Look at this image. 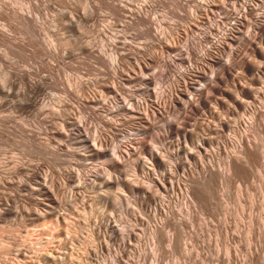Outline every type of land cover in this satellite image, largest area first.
<instances>
[{"label":"rangeland","instance_id":"1","mask_svg":"<svg viewBox=\"0 0 264 264\" xmlns=\"http://www.w3.org/2000/svg\"><path fill=\"white\" fill-rule=\"evenodd\" d=\"M4 1H5V3H4ZM4 1L2 0V2H1V0H0L1 5H2L0 7L2 9V10L0 9V12L2 11L1 12L2 14L5 13V10H7V11L10 10V13H13V11H14L13 9H15V11H17L16 13H18L19 10H20V12L22 10L21 13L29 14L30 16L29 15H27V16H29V18H31V19L32 18L35 19L34 15H36L37 17L35 20H33V22H31L32 21L31 19H30V21H28V23L30 22V25H29L30 27H31L32 23L34 24L32 26L33 29H30L29 26H27L28 28L25 25L23 26V24L27 25L28 23L20 20V18H18V20L16 18V20L18 21V24H19L18 25L17 21L13 20V18H15L16 16L13 17L12 14L11 15L7 14L8 13L7 11L5 13L6 15L5 14L2 15L0 13V15L3 16L2 18L5 19V17H6V20H7V21L3 20L0 17V38L2 39V41L4 39L3 44H5V46H6L5 47L1 43V40H0V44L3 45V46L0 45V75H1L0 79L2 78L0 80V95H2V96H0V188H1L0 189V264H21V263L22 264H100V263L104 262L103 259H108L110 257V255H109L110 253H109V251L101 250L100 245H99L100 239H99L96 231H94V228L96 226H98V224H96V223H99V225H100L105 219H112L121 228V230L123 229L122 231L125 230L124 232H126L127 229L129 231H132V232L135 230L134 231L135 233L133 232V236L128 237V243L127 244L122 245L121 242H118L119 247L121 246L118 249V251H120L121 249H125L124 247H126L125 250L127 251L124 258L121 259V264H128V263L129 264H131V263L136 264L137 261H138L137 264H140V263L142 264V262H143V264H145L144 263L145 261H147L146 264H186L188 262H190L191 264H196V262H198V261H199V264H203V263L206 264L207 263L206 261H208L207 264H211V263L212 264H215V263H217V264H228L226 261H225V263L224 262H222V263L217 262L218 258L222 257L221 259L225 260L224 258L227 257V255H228L227 248H226L227 246L231 247L233 250V252L231 253L233 264H237V263L238 264H244V263L246 264V262H247V264H250L252 260H253L252 261L253 264H256V263L257 264H261V263L264 264L263 263L264 262V257H263L264 252L262 251V250H264V239H263L264 238V236H263L264 235V233H263L264 232L263 231L264 230V160H263L264 159L263 158V156H264V137L263 136H264V134L260 133V132H262V131H260V130H262L260 128H264V121L263 120L261 121V119L262 118L264 119V117L260 118L254 124H251V125H247L246 123L238 124L237 121H239L243 118V112H242L243 110L238 109V107L234 104V102L231 98L225 97V96H223V98H222L221 94L212 93L211 94L212 98L210 100L211 106L213 107L215 105V107H213V108L215 110H218V113L220 112L219 113L220 117L225 118V119L227 117L228 123L230 122L229 123V125H230L229 129H224V128H221L220 126H218L221 129V132L223 133L222 138H219L218 140L224 141V140H226V138H229V135L230 136L234 135V130L238 129L240 131L243 128L240 132H242L246 135H249L248 137L252 141H255L256 144L257 143L260 144V147L258 146L259 147L258 152H259V154L262 152V154H261L262 156L260 155V158L262 157L261 159L263 161L260 158L256 161L255 168H253V171L256 173L255 176H254V172L252 171L253 173L251 172V174L248 173L246 176H243V178H244L243 179L242 177H238L237 175H234L232 173L227 174L228 169L226 166L227 159L225 162V158H226L225 153H223V152L216 153L213 155L212 158L206 159L205 162L213 161L214 163H217L215 165L216 168L219 167V168H222L223 170H225L224 168H226L225 171H223L219 168L217 170L219 172L223 171L222 172L223 174L220 172L222 174V177L225 175H230L231 177H228V176L224 177L225 179L228 180L227 182L225 181L226 183L224 182L225 179H223V182H222V180H221L222 177L216 178L213 181L214 184H212L214 186H212V190H210V192L211 191L214 192V193L211 192L212 195L214 194L213 199L211 200L212 195H210V192H208L206 199L202 202L198 201V203H197V200L194 199V197L191 196V194L189 195L187 193V190H189V187L187 185L188 181H186V179L188 177L190 178L191 176H194V175L200 176L199 173H200V169H201L200 167L201 166L197 167V163L195 162V160H189L190 161V162H188L189 173L187 172V174L183 176L182 179H185V180L181 181L182 185L179 186V190H178L180 192L179 201L175 205L173 204V207L175 208V211H176V214L175 213L174 214L177 216H175L174 214L171 215V213H170V217L169 216L166 217L167 215H169V213L158 214V216H156L155 218H150L152 220V221L150 220V222L148 221L149 218L147 216H145L146 215L144 213L145 210L141 207V205L138 202V200L141 199L144 195V193L141 190L140 191H130V190H122L121 188H117V190H116L115 189L116 187H115V188H103L106 190L105 191V190H99L98 188H96V185H98L96 183H98V182L92 181L93 178L91 175L95 171H101V170L104 171V169L107 167V164L110 163V160H109L110 157H103V158L96 157V156L92 155L91 152H89L86 148L81 146V143L78 142L80 139V136L89 131V130L87 131V129L89 127L88 125H90L89 128H93V130L90 129L92 131V134H95L100 138H103V137L104 138H106V137L111 138L112 143H114L115 146H117V145L123 146L122 148L125 151L128 148V142L130 140L131 135H134L136 137L135 139L131 140L130 145L132 147H135V146H136V148L141 147L142 144H144L143 142L145 141L148 145H154L155 144L156 147L158 146V147H164L165 148L166 147L165 145L168 141L178 138V134H177V131L175 129L176 126L181 125V124H178V122H176V119H178V117H180V121H184L186 119V117H190L191 119L198 117V118H203L204 120L206 118V121H205L206 123L210 122V123H212V125H215V124L218 125L219 124L218 121L214 120L210 116V114L206 113L205 110H203V109H201L200 111L190 109L188 111L189 112L188 113V112H185V111L177 108L176 109L177 111L176 110L171 111V113L169 114V117H168L169 120H171V121L174 120L177 123V124L174 123V126H175L174 128L166 127L165 124L163 123L164 121L160 122L158 119H154L153 121L156 124L155 127L147 129V128L136 126V125L132 124L133 120L128 116V113H126V111L124 109H121V108H120L121 110L117 109L116 104H121L122 101L129 100L131 97H134L137 100H143V101H145L143 108L147 107L150 109V111H145V109H143L140 112H142V113L150 112V115L153 117L154 116L153 111L155 112L157 109L159 110L162 106L165 105V104L160 105L159 99H161L164 103L166 102V100H169V95H168L169 94V92H168L169 88H168V86L170 84H172L173 88L176 90V88L179 87L183 83V81H185V78L180 73L185 71V69L190 65V62H189L190 61V52H191L192 57H193V65L194 66H196V67H198V66L208 67L209 62H208V60L205 61L201 57L202 52L205 51L207 48H209L215 40H218V39L221 40L225 31H231V27L236 22L237 14H239L245 8L246 2L250 1V3H252V4L254 2L255 3L258 2L257 3L258 8L263 10L264 0H254V1L253 0H216V2L214 3L215 6L213 8H209V14L208 13H205L203 15L200 14V16L202 18L199 17L198 19L196 18V20L189 17L192 8H194L195 5L197 4V3H195L196 2L195 0H188V1L183 0L184 4H181V5L179 3L182 0H119L120 4H118V1H114V3L116 2L115 4H118L120 7L122 6V9H120L121 13H120V10H117V8H115V9H114V7L111 8L108 4L106 5L103 1L100 2V0L99 1L98 0H83V1H81V0H50L49 1L48 0V2H50V3L46 2V0H44V1L43 0H4ZM9 1H10V3H9ZM92 1H93V3H92ZM143 1H144V3H143ZM189 1H192V2L190 3ZM94 2H96L97 5H95ZM102 2L106 6L103 7ZM2 3L4 5L7 3L6 6H8V5L9 6L6 8V6H4ZM34 3H35V7L38 6V8L36 7V9L40 10L41 12H39V13H38V11L36 12V10L34 9L35 8ZM84 3H85V5H84ZM90 3H92V4H90ZM36 4H38V5H36ZM47 4H48V6H47ZM143 4H145V5H143ZM185 4H186V7L185 8L183 7L184 9L181 8L182 5L185 6ZM10 5H12V7H14L12 10H11L12 7ZM88 5L89 6L92 5L91 10L88 8ZM93 5H94V7H93ZM136 5L138 7H136ZM97 6L101 7V8L99 9ZM107 6H108V8H106ZM131 6L134 8L133 10H132ZM4 7H5V9H4ZM31 7H34L33 10ZM49 7H51V8H49ZM95 7H96V9H95ZM135 7H136V9H135ZM140 7H142V9H141L143 11L142 13L145 17L147 16L146 17L147 19H149V15L151 13L150 19L148 20L147 23L146 22H144V23L139 22V24H138L137 21H139V20L136 19V17L134 16V13ZM8 8H10V9L8 10ZM109 8L115 10V12L116 11L119 12V15H118V13L115 14V12L113 10L111 11ZM3 9H4V11H3ZM125 9L126 10L130 9L132 12H130L128 10H127L128 11L127 12ZM34 10H35V12H33ZM72 10L75 12L80 11L77 13H78V15H80V14H82V15L77 16V13L73 12ZM148 10H149V12H148ZM122 11H126V13L124 12V15H123ZM188 11H189V14L187 13ZM249 11L250 12H249V15L247 16L246 20L247 21L250 20L249 21L250 24L244 26V24L241 25V23L240 24L237 23L236 28H234L232 30V31H241V33H239V34L235 33L237 36V39L235 40V42H233L232 47H235L236 45L238 46L240 44L241 38L244 35L248 34L247 31H255V29H254L255 28L254 24H256L255 17H256V14L260 12V10L252 9ZM65 12H66V14L68 13V15H66ZM16 13H13V14L16 15ZM96 14H97L98 18L95 16ZM63 15H64V17H63ZM128 15L130 17H128ZM8 16L9 17L11 16V18H12L11 21H15V22H13L14 26L11 24L12 22H10V19ZM90 16L91 17L93 16V17L91 18ZM77 17H78V19H77ZM154 18L156 19L157 23H156ZM77 20H79V21H77ZM135 20L137 23L134 22ZM262 20H264V19H262ZM19 21H21L22 24ZM35 21L38 22L40 25H37L38 23H36ZM84 21H85V23H84ZM153 21H154V23L152 24ZM34 22L36 23V26H35ZM77 22H79V23H77ZM69 23H72V24L70 25ZM129 23H131V24H129ZM140 23L142 24V26H140L141 25ZM144 24H146L147 26H145ZM159 24H161V25H159ZM34 26H35V29H34ZM40 26L44 27L45 29L44 28L41 29ZM78 28H80V29H78ZM105 28H107V29H105ZM171 29L173 31H175L174 35H172L171 33H168V35H171V37L169 36L170 39L175 38V36L177 37V42H178L177 47H176V50H174L173 52L166 53V54H164V56H162L161 44L158 43V40L156 39L155 36L157 35V32L167 31V30L172 31ZM35 30H36V32H34ZM158 30H160V31H158ZM1 31H2V33H1ZM4 31L9 32L8 34L10 35L12 40L10 39V37L9 38L7 37L8 39L5 38L6 37L5 34L7 36H9V35L7 33H5ZM142 31H144V32H142ZM145 31H148V34H146L147 32H145ZM242 31L244 33H242ZM37 32L39 35L36 34ZM154 32H156V33H154ZM41 34L43 36H41ZM1 35L5 36V37H1ZM147 36H149V37H147ZM238 37H240V39ZM13 38L16 39L17 41L13 40ZM153 38H155V39H153ZM5 39L7 41L10 39L9 42L7 43L8 45L10 42H12V43L14 42V45L17 46V44L20 41H21V43H20L21 45L18 44L17 47H15V46L13 47L12 46L13 44L10 43L11 45H9V46L14 48V49H12L8 45H6V43H4V42H7ZM118 39H119V41H118ZM152 40L154 42H155V40H157V41L154 43ZM255 40L256 39H254V38L251 39L252 42H257V40L256 41ZM77 41H78V43H77ZM150 41H152L151 43H153V47H152V44H151V46L149 45L148 47L144 46V45H148V43L150 44ZM16 42H18V43H16ZM110 42H112V43H110ZM145 42L146 43L148 42V43L146 44ZM22 43H24V44H22ZM113 43L115 45H113ZM124 43H126V45ZM156 43H158V45ZM188 43H189L190 48H191L190 52L186 48V45ZM245 43L241 47L243 49L242 54H241L242 56H239V59L234 61L235 63L232 62L230 64L232 73H234L233 71L242 72L240 60L244 57H248L250 59L256 58L255 60H256L258 65H260V66L264 65V63H263L264 59L262 57H256L253 55L252 50H251L252 45L249 42H245ZM48 44H49V46H48ZM109 44L110 45L112 44L113 46L111 45V47H110ZM50 45H52V46H50ZM120 45H121V48L119 47ZM122 45H123V47H126V48H123ZM45 46L49 47V49L47 48V50H44V48H46ZM8 47H9V49H12L13 51L16 49L17 50V51L15 50L16 53L13 52L12 50H9ZM118 47L120 50L115 49ZM243 47H245V48H243ZM138 48H140V49H138ZM49 50H51L50 53L48 52ZM95 50L98 52L97 54H95L96 53ZM138 50H140V51H138ZM244 50H245V53L247 52V54L244 53ZM52 51L54 53L53 55L51 53ZM56 51H57V54H56ZM91 51H93V52H91ZM114 51L117 52L116 54L120 55V56L121 55H128L131 52L137 51L136 54L139 53L138 57L140 56L142 58L140 60L145 61V59H146V61L148 60V62H151L155 55H157L156 57L159 56V60H158L159 63H157V62L152 63L150 65L151 69H149V71L145 73L146 76L144 75V77L154 76L152 81L149 83V82H144L142 79H134L132 82H127L124 79L125 77L122 74H126L128 72V69L131 68L130 63L128 62L129 60H127L128 56L127 57H121L119 59L120 60L119 64L121 65V67H123V69L120 68V73L117 75H114L111 68H109L110 67L109 61H112L110 54H112V52H114ZM129 51H131V52H129ZM221 51H222L221 47H219L218 49L213 48L212 53L213 54L214 53L219 54ZM46 52H48L52 56L48 55V53H46ZM58 53H59V55H58ZM121 53H124V54H121ZM92 54H95V57ZM98 54L101 56L103 62H104V60H105V62H107V63L102 62L105 65L107 64L106 66L105 65L103 66V64H101V61H99V57H98L99 55ZM227 54L228 53L223 54L222 52L219 54V57H221L223 59V62L224 61L228 62ZM223 55L227 56V58ZM130 56L134 57L133 55H130ZM76 57H77V59H76ZM173 57H175V58H173ZM209 57H211V59H212V56H209ZM101 58H100V60H101ZM125 58H126V60H125ZM150 58H152V59H150ZM166 59H167V61H166ZM260 60H261V62H259ZM124 61H126L127 64ZM122 62L126 65H124ZM261 63H263V64H261ZM132 64L134 65L135 62ZM41 65H45L47 69L45 68V66H43L44 69H46V70H44ZM128 65H129V67H128ZM165 65H167V66H165ZM107 66H108V68H107ZM49 67L50 68L53 67L51 69L55 68L53 70L54 72ZM124 67H125V69H124ZM238 68H239V70H238ZM108 69H110L111 71L109 70L110 71L109 72ZM24 70H26V71H24ZM30 70H32V71H30ZM49 70H51L52 72ZM15 71H17L19 75H17V72L15 73ZM29 71H30V74L28 73ZM6 72L10 73L9 74L10 76L8 75V77H7L8 82L4 81ZM20 72H21L23 78L20 76L21 75ZM22 72H24V73H22ZM44 72H45V74H44ZM50 73H51V75H49ZM52 73L54 74L53 75L54 77L52 76ZM109 73H113V75L109 74ZM11 74H14V75L12 76ZM38 74H40V75H38ZM256 74H257L256 69L251 71V72H247L243 78H240L241 81L239 80V83L244 82V84L246 83L250 87H253V88H257L258 86L261 87V85H263V84L255 85V84L251 83L252 80L256 77ZM195 75H196L195 73L190 74L189 78L193 79V80H198V77H196ZM207 75L211 76L208 73H207ZM31 76H33V77H31ZM111 76L115 77V78H111ZM41 77L43 79H41ZM58 77H59L60 81L64 82L65 85H63V83H61L59 81ZM122 77H124V78H122ZM261 77H262V79H264V69L262 70ZM34 78L37 80H33ZM39 78H40V80H43L42 82L44 85L42 84V82L40 83L42 85H40L38 83L40 81ZM55 78H56V80L58 79L57 82H54V81H56ZM72 78H74V79L72 80ZM16 81H17V83H16ZM31 81H32V83H31ZM45 81H46V83H45ZM58 82L61 83V85H62L61 88H63V89L60 88V85H59L60 83L58 84ZM73 82H74V84H73ZM77 82H78V84H77ZM7 83H9L10 88L7 87L8 86ZM30 83L32 85H30ZM80 83H83V86H80L79 85ZM38 84H39V86H37ZM56 84L59 86L58 88H56V86H55ZM116 84H117V86H119L120 89H118L116 93H110L108 88L110 86H113ZM231 84H232V80L229 79L226 83V85H228V86H226V85H222V86L232 88ZM2 85H4V86H2ZM11 86H14V87H11ZM42 86H44V87H42ZM18 87H20V88H18ZM33 87H36L37 90L34 89ZM64 87H65V89H64ZM78 87H79V89H78ZM8 88L10 89V91L8 90ZM67 88H72V89H69L70 90V92H69L68 90H66ZM81 88H82V90H81ZM16 89H18V93H17ZM59 89H61V90H59ZM25 90H27L29 93ZM63 90L66 91V95H65V92ZM71 92L73 93L74 96L72 95ZM74 92L77 93L79 98H78V96L77 97L75 96ZM40 93H41V96H40ZM70 93H71V95H70ZM68 94L70 97L68 96ZM151 94H153V95H151ZM235 95H237V94H235ZM30 96H31V99H30ZM36 96H37V98H40V100L37 99ZM67 96L71 100L66 99V98H68ZM72 97H74V98L72 99ZM219 97L222 100L224 98H226L223 105H218L216 99H218ZM60 99H62V100L66 99L65 100L66 103L68 102L71 104V105L68 103L66 104L65 108L67 110L66 109L65 110L60 109L57 107L59 105V102L61 101ZM45 100L47 101V103ZM91 100H93V101H91ZM94 100H95V102H94ZM155 101H156V103H155ZM212 101H213V103H212ZM23 102H25V103H23ZM262 102H264V99L258 101V103L257 102L253 103V106L257 109L258 108L261 109L264 112V103H262ZM230 103H233L234 106H233V104L230 105ZM216 104H217V107H216ZM255 104L256 105L258 104V105L256 106ZM41 105H43V106L41 107ZM258 106H260L261 108ZM234 107H236V108H234ZM227 111L229 114L231 111H236L235 112L236 114L229 115L227 113ZM68 112H69V114H68ZM62 113H63L64 117H65V115L66 116L68 115V117L64 118ZM228 115L231 117V119ZM69 116H70V118H69ZM233 117H234V119H233ZM198 118H195V119H198ZM65 119L67 121H69V119H70L68 126H65L63 124V120H65ZM229 119H230V121H229ZM71 120L74 123H72ZM81 120L86 122V127H83V129L81 131L74 130L73 128H75L80 123ZM103 120L106 121L108 123V125H104V123L102 122ZM156 120L158 122H156ZM216 121H217V123H215ZM261 122H262V124H261ZM258 123H259V126L261 125L260 128L258 127ZM110 124H112V125H110ZM163 124H164V126H163ZM182 126L183 125H181V127ZM184 127L190 129V127H188V126H184ZM232 127H234V129ZM252 127H254V129ZM24 128H25V130H24ZM165 128H167V129H165ZM257 128H258V131L255 132L257 130ZM20 130L23 132H21ZM26 130L29 132L27 133ZM33 130H34V132H33ZM84 130H86V131H84ZM244 130H245V132H244ZM248 130L250 132H248ZM19 131H20V133H19ZM24 131H26L27 135H29V134L34 135V133H35L34 136H36V134H37L36 139L38 141L33 140L32 138L29 139L30 135L26 136ZM162 131L164 132V134ZM197 132H198V135H202L203 133H204L203 135H205V136L209 135V131L207 130L206 126L203 127L201 130H198ZM69 133H72V135ZM68 134H69V136H68ZM23 135H25L26 137ZM27 138L29 140H27ZM196 140H197V138H196ZM28 141L30 143L31 142L34 143V141H36L37 143L39 142L38 144L35 142L36 143L35 146L36 145L41 146L42 144H45L46 146L48 145L47 146L48 148H45V145H43L41 147H35L34 148V144H32V143L30 144ZM41 142H42V144L40 145ZM162 142L165 143V144H163L164 146L162 145ZM187 144H188V147L190 149L193 147L192 141H189ZM31 145H33V146H31ZM39 148H42V149H39ZM50 148H52V149H50ZM55 148L57 149L58 152L56 151ZM59 148H60V150H59ZM45 149H47L48 151L50 149V151H49L50 154L49 153L46 154L47 150L45 151V153L41 152ZM53 149H55L58 156L57 155L55 156V153L53 154V152H52V151H54ZM112 149H113V147H112ZM226 149L228 151L233 149V145L228 144V147ZM113 153H114V151H113ZM220 158H221V160H220ZM200 159L201 158H198L199 161H200ZM108 161H109V163H108ZM222 161H223V163H222ZM147 162L148 163L150 162L152 164V162L150 160H147ZM127 163H128V165H125L124 170L129 171L128 172L129 173L128 178H132V176H131L132 164L130 162L126 161L125 164H127ZM224 163H226V164H224ZM260 163H261V165H260ZM168 164H170V161L168 162L165 160L163 165H160V166L156 165L155 166L153 163V165L149 164V166L153 167V169L155 168L154 171L157 170L158 174H162L164 172V168H166ZM189 166L192 168H190ZM193 166L195 167V169ZM129 168H130V170H129ZM196 169H197V171H196ZM35 172L38 173L37 174L38 178L35 177V175H34ZM225 172H226V174H225ZM77 173H78V175H77ZM139 173L137 174L138 179H140V181H141V179L143 180L140 182L141 185L143 184L142 185L143 188L148 187L147 182L145 183L146 180L144 179L143 172H139ZM46 174L48 175L49 179L53 180L55 183H58L57 189L55 191V195H56L58 200L54 196V198L57 200L55 210H57L56 208H58L57 211L65 212L66 215L68 216L58 226H56L53 223L44 221V220L30 223V222L26 221V219H25L26 216L24 215V211L29 212L31 210L30 208L34 207L31 199L39 198L37 192H35L36 191L35 188H37L38 182L41 181V178ZM73 175H77L78 177L76 176V178H73ZM86 176H87V178H86ZM89 176H91V177H89ZM196 176H194V177H196ZM80 177H82V178H80ZM83 177H85V178L83 179ZM232 177L233 178L237 177V178L231 179ZM72 178L74 181L72 180ZM248 178H250V179H248ZM244 180H246V181H244ZM183 182H185V183L187 182L186 185ZM228 182H230V183L232 182V183L230 184ZM224 183L227 186H225ZM222 185H224V187H222ZM180 187L182 188V190ZM74 190L76 192L80 191L79 192L80 198L76 201H72L71 195H70ZM111 191L113 194L111 193ZM219 191L222 195L219 193ZM33 192H35V193H33ZM118 192L120 194L122 193V195L126 196V198L128 197L127 200L124 202H121L120 200L116 199L115 194ZM184 192H186V193H184ZM35 194L37 195V197ZM219 194L222 196V197L220 196L222 199H220ZM60 195H62V198L60 197ZM161 195H163V197ZM215 195H216V198L214 199ZM164 197L166 198V200ZM63 198H65L66 202L63 201L64 200ZM59 199H61V200H59ZM167 199H169V197H166V195H164V194L158 193L156 202H158L159 205L162 202L161 206H167L168 207L169 203H168ZM192 199H194V200H192ZM218 199L222 200L223 203L221 201H218ZM180 200H182V201H180ZM187 200L188 201L190 200L189 201L190 204ZM213 200H215L214 203H212ZM8 201H9V204H7ZM183 201H185L186 204ZM194 201H195V203H197V204H195L196 207L194 206ZM217 201L219 203L218 206H217ZM64 202H65V204H64ZM191 202H193V203H191ZM136 203H138V204H136ZM181 204H182V206H181ZM220 204H222V205L219 206ZM190 205H191V207L193 205L195 207V209H194V207H192L193 209L191 207H188ZM214 205H216L217 208H216V206L214 207ZM180 206H181V208L183 206H185V207H183L184 209L183 208L181 209ZM61 207H63V208H61ZM173 207L171 205V208H168V210L172 209ZM186 207H187V209H185ZM200 207H202V210ZM6 208H8V209H6ZM26 208H28V209H26ZM178 208L181 209L180 213L178 211L179 210ZM222 208H223V210H222ZM165 209H166V211H168L167 208H165ZM204 209H206V210H204ZM183 210H185V211H183ZM186 211H187L186 214L189 213L188 214L189 216L185 215ZM191 211H193V212L195 211L194 217H196V214H197L198 218L197 217L193 218V216H192L193 212L191 213ZM196 211H197V213H196ZM181 214L183 216L185 215L184 218L179 216ZM98 215H99V217H98ZM160 215L161 216L164 215V216L159 217ZM193 215H194V213H193ZM172 216H174L173 218H175V219H172ZM186 216H188V218ZM190 216H192L190 218V221L192 220L191 222L189 221ZM251 216H253V217H251ZM177 217L183 218V220L185 219L184 221L187 222V226H180L182 228V230H183V227H186L184 229V231H182L179 227L178 228L180 231H178V229H176L174 226L166 224V222L169 219L171 221H178L179 218H177ZM96 218H98L99 221ZM144 218H146L147 220ZM163 218H164V221L162 220ZM165 218H167V219H165ZM192 218L195 220L193 221ZM258 219L260 220V222L258 221ZM154 221H156V222H154ZM251 221L253 222L252 225H251ZM46 222L48 224H45ZM142 222L143 223L144 222L145 223H148V222L153 223L154 222V223H159V224L161 223V225L163 222V224H166L163 228V230H164L163 235L165 234V236H168L166 234L170 235V234L174 233L176 236L179 237L178 239H181V240H179V241H181V243L185 241L186 242V243L184 242L185 245L191 244L188 249L190 251H192L191 252L192 254L189 255L185 251L187 246H185L184 243L182 244L183 246L180 244L183 247V249L180 250L179 253L182 255L179 254V257L182 256L184 258L187 255V257H185L186 260L185 259L182 260L181 259L182 257L181 258L178 257V251H173V250L169 249L170 247L168 246L169 244L167 242H165L161 245H158L157 242L152 237H150L151 235H149L150 234L149 231L144 230L145 226L142 224ZM137 223L139 225L138 227L136 225ZM189 223L191 225H188ZM193 223L195 226L193 225ZM134 224L136 226L133 227L132 225H134ZM192 225L195 227L194 228L195 231H194ZM255 225H257L258 227H256ZM126 226H128L127 229H125ZM218 227H220V228H218ZM226 227H228V229ZM136 228H138V229H136ZM230 228H233V229H230ZM166 229H168V230L166 231ZM189 229L192 230V234H191V231ZM221 230H223L224 232ZM232 230H233L234 234L231 232ZM260 230H261V232H260ZM165 231H166V233H165ZM193 231H194V233H193ZM235 231H237V232H235ZM251 231L252 232L255 231V232L252 233ZM182 232H185L184 233L185 236L186 237L188 236V237L182 238V236L184 237V234ZM221 232H223V233L221 234ZM145 233H147V234H145ZM226 233H227V237L224 236V235H226ZM255 233L257 235H255ZM180 234L181 235L183 234V235L181 236ZM193 234H194V236H193ZM195 234H196V236H195ZM191 235H192V237H191ZM232 235H233V237H232ZM251 235H253V236H251ZM143 236H145V239ZM249 236H251V237H249ZM257 236H258V238L260 237V239L256 238ZM229 237H231V238L229 239ZM129 238H131V240ZM190 238H191V240H189ZM197 238L201 239V240H197ZM136 239H138V240L136 241ZM182 239L184 241H182ZM185 239L186 240L188 239L189 241H186ZM194 239H195V241H194ZM239 239H240L241 243L239 242ZM256 239L258 241H256ZM252 240H254V241H252ZM130 241H131V243H130ZM153 241H155L156 245H154ZM198 241H199V243H198ZM200 241H202V242L200 243ZM236 241H237V243H236ZM193 242H195V243H193ZM242 242L246 243L247 245H245ZM140 243L142 244V246ZM248 243H249V247H248ZM131 244H134L135 246L131 245ZM136 244H139V246ZM144 244L145 245L147 244V245L145 246ZM253 244H257V245H253ZM260 244H263V245L260 246ZM162 245H164L163 247H166L165 245H167L168 249H166V251H165V248H161ZM200 245H202V246L200 247ZM224 245H226V246H224ZM237 245H239V246H237ZM233 246L234 247L237 246V247L234 249ZM95 247L97 248V250H95L96 249ZM192 247H195V248L192 249ZM261 247H262V249H261ZM146 248L148 249V251L150 253L147 251ZM140 249H141V252L138 251ZM145 249H146V251H145ZM162 249H164V251L167 254H165ZM240 249H241V251H240ZM94 250H95V252H94ZM157 250L159 251V254L157 253L158 252ZM160 250H162V251H160ZM182 250H183V253H182ZM193 250H195V251H193ZM213 250H215V252H213ZM249 250H250V252H249L250 254L252 252H253L252 253L253 255L256 253L255 257H253V255H250L247 252ZM22 251H23V253H22ZM260 251H262V252H260ZM20 252L22 253V255H19ZM137 252H138V254H137ZM145 252H147L146 254H147V257H149L148 259L146 258ZM161 252H162V254H161ZM102 253H103V255H102ZM142 253H143V255H142ZM153 253L155 256L153 255ZM200 253H206L205 255L207 257H205L203 254H200ZM214 253H216V254L214 255ZM236 253H237V255L239 254L238 255L239 257L236 255ZM140 254L142 255V257ZM107 255H108V257H107ZM130 255H131V257H129ZM188 255H189V257H188ZM192 255H194L195 258ZM199 255H201V256H199ZM217 255H219V256H217ZM150 256H154L153 257L154 259ZM156 256H158V257H156ZM49 257H51V260H49ZM143 257H145L144 258L145 260L142 259ZM159 257H161L160 261H158L160 259ZM196 257H198L199 260ZM201 257L204 260L203 259L200 260ZM233 257H234V259H233ZM247 257H250V258H247ZM187 258L190 261L187 260ZM193 258L196 259L197 261L194 260ZM205 258H206V260H205ZM207 258H208V260H207ZM216 258H217V260H216ZM261 258H263V259H261ZM212 259L213 260L215 259L214 262L212 261ZM240 259H241V262H240ZM124 260H126V261H124ZM180 260H181V262H180ZM192 261H193V263H192ZM209 261H212V262H209ZM261 261H263V262H261ZM157 262H160V263H157ZM200 262H203V263H200ZM190 263H188V264H190Z\"/></svg>","mask_w":264,"mask_h":264},{"label":"bare ground","instance_id":"2","mask_svg":"<svg viewBox=\"0 0 264 264\" xmlns=\"http://www.w3.org/2000/svg\"><path fill=\"white\" fill-rule=\"evenodd\" d=\"M4 1V0H3ZM44 1V0H43ZM50 1V0H49ZM81 1H83V0H81ZM99 1V0H98ZM101 1H103L106 5L108 4L111 8L112 7H114V9L115 8H117V10H120V9H122V6L120 7L118 4H120L119 3V0H100V2ZM114 1H118V4H115L114 3ZM185 1V0H184ZM188 1V0H187ZM186 1V2H187ZM196 2L195 3H197L196 5H195V7L194 8H192V10H191V12H190V16L189 17H191L192 19H194V20H196V18L198 19L199 17H201L200 16V14L201 15H203V14H205V13H208L209 14V8H213L215 5H214V3L216 2V0H195ZM254 1V0H253ZM1 2H2V0H1ZM1 2H0V7L2 6L1 5ZM7 2V1H6ZM46 2H48V0H46ZM52 2V1H51ZM54 2V1H53ZM102 2V3H103ZM123 2V1H122ZM190 3L192 2V1H189ZM4 3H5V1H4ZM9 3H10V1H9ZM8 3V4H9ZM13 3V2H12ZM11 3V4H12ZM31 3V2H30ZM48 3H50V2H48ZM92 3H93V1H92ZM92 3H90V4H92ZM104 3H103V7L104 6H106V5H104ZM127 3V2H126ZM125 3V4H126ZM129 3V2H128ZM143 3H144V1H143ZM218 3V2H217ZM258 3V2H257ZM257 3H250V1H248V2H246L245 3V8L239 13V14H237V16H236V22H235V24L231 27V31H225V33H224V35H223V37H222V39L220 40V39H218V40H215L212 44H211V46L209 47V48H207L205 51H203L202 52V58L206 61V60H208V62H209V65H208V67H201V66H198V67H196V66H194L193 65V57H192V54H191V48H190V45H189V43L186 45V48H187V50L190 52V65L185 69V71H183L182 73H180L184 78H185V81H183V83L179 86V87H177L176 88V90L173 88V85L172 84H170L169 86H168V88H169V90H168V92H169V100H166V102L164 103L161 99H159V103H160V105H162V104H165L164 106H162L159 110L157 109L155 112L153 111V114H154V116L152 117L151 115H150V112H148V113H142V112H140L141 110H143V109H145V111H150V109L149 108H147V107H145V108H143V106H144V104H145V101H143V100H137L136 98H134V97H131L129 100H124V101H122V103L121 104H116V108L117 109H124L125 111H126V113H128V116L133 120V123L132 124H134V125H136V126H140V127H144V128H154L155 127V123H154V119H158L160 122L162 121H164L163 123L165 124V126L166 127H169V128H174L175 126H174V123H176V122H178V124H181V125H183L182 127H181V125L180 126H176L175 127V129H176V131H177V134H178V138L177 139H174V140H170V141H168L167 143H166V147L164 148V147H156L155 146V144L154 145H148L145 141L143 142L144 144H142V146L141 147H137L136 148V146L135 147H132L130 144H131V140H133V139H135L136 137L134 136V135H131L130 136V140H129V142H128V148L126 149V151L122 148L123 146H120V145H117V146H115L114 145V143H112V140H111V138H100V137H98L97 135H95V134H92V131L91 130H93V128H89L90 127V125H88L89 127H88V129H87V131L88 132H86L85 134H83V135H81L80 136V139H79V143H81V146H83L84 148H86L89 152H91V154L92 155H94V156H96V157H101V158H103V157H110V163H109V161H108V163L109 164H107V167L104 169V171H95L94 173H92V178H93V180L92 181H95V182H98V183H96V184H98V185H96V188H98L99 190H105V189H103V188H115L116 190H117V188H121L122 190H130V191H142L143 193H144V195H143V197L141 198V199H139L138 200V202H139V204L141 205V207L145 210V216H147L149 219H148V221L150 222V218H155L156 216H158V214H167V213H169V215H167L166 217H170V213H171V215H173L174 213L176 214V211H175V208L173 207V204L175 205L176 203H178V201H179V194H180V192L178 191L179 190V186L180 185H182L181 184V181L183 180H185V179H182L183 178V176L184 175H186L187 174V172L189 173V168H188V162H190L189 160H195V162L197 163V167L199 166H201L200 168V176L198 175V176H196V175H194V176H196V177H194V176H191L190 178L188 177L187 179H186V181H188V187H189V190H187V193L190 195L191 194V196H193L194 197V199H196L197 200V203H198V201L199 202H202V201H204L205 199H206V196H207V193L208 192H210V190H212V186H214V185H212V184H214V180L216 179V178H218V177H222V172L223 171H225L226 170V168H224L225 170H223L222 168H219V169H221V170H223L221 173L219 172V171H217L218 170V168H216V164L217 163H214L213 161H207V162H205L206 161V159H208V158H212L213 157V155L214 154H216V153H221V152H223V153H225V155H226V158H225V162H226V159H227V164L226 163H224V164H226V166H227V169H228V172H227V174L228 173H232V174H234V175H237L238 177H242L243 178V176H246L248 173H250L251 174V172L253 171V168H255V163H256V161L260 158V155L262 154V150L260 151L261 153L259 154V152H258V148L260 147V144H256L255 143V141H252L248 136L249 135H246V134H244V133H242V132H240L238 129H236V130H234V135H232V136H230L229 135V138H226V140H224V141H222V140H218L219 138H222V135H223V133L221 132V129L218 127V126H220L221 128H224V129H229L230 128V125H229V123H228V121H227V117H226V119L225 118H222V117H220V112L218 113V110H215L213 107H215V105L212 107L211 106V102H210V100H211V98H212V93H217V94H221L222 95V98H223V96H225V97H229V98H231L232 100H233V102H234V104L238 107V109H240V110H243L242 112H243V118L241 119V120H239V121H237V123L238 124H242V123H246L247 125H251V124H254L257 120H259L260 118H262V117H264V112L261 110V109H257V108H255L254 106H253V103H255V102H257L258 103V101H260V100H262V99H264V79H262V77H261V74H262V70L264 69V65L263 66H260V65H258L257 64V62H256V58L255 59H250V58H248V57H244V58H242L241 60H240V63H241V69H242V72H238V71H233L234 73H232L231 72V63L232 62H234L235 60H238L239 59V56H242L241 54H242V51H243V49L241 48L242 47V45H244V43L245 42H249L251 45H252V53H253V55L254 56H256V57H262L263 59H264V20H262V19H264V8H263V10L262 9H259L258 8V4ZM263 3V2H262ZM261 3V4H262ZM3 4V3H2ZM45 4V3H44ZM94 4L95 5H97L96 4V2H94ZM180 5L181 4H184V2H183V0L179 3ZM4 5V4H3ZM7 5V3L4 5V6H6ZM36 5H38V4H36ZM52 5V4H51ZM71 5V4H70ZM80 5V4H79ZM84 5H85V3H84ZM122 5V4H121ZM128 5V4H127ZM143 5H145V4H143ZM9 6V5H8ZM8 6H6V8L8 7ZM11 7H12V5H10ZM15 6V5H14ZM25 6V5H24ZM45 6V5H44ZM47 6H48V4H47ZM75 6V5H74ZM99 6V5H98ZM97 6V7H98ZM101 6V5H100ZM124 6V5H123ZM130 6V5H129ZM23 7V6H22ZM34 7H35V3H34ZM34 7H31L32 8V10H33V8ZM37 8H38V6H36ZM36 7L34 8L35 10H36V12L38 11V13L39 12H41L40 10H38V9H36ZM93 7H94V5H93ZM102 7V6H101ZM101 7H98L99 9L101 8ZM126 7V6H125ZM132 7V6H131ZM136 7H138L137 5H136ZM136 7H135V9H136ZM185 8L186 7V4H185V6H183L182 5V7L181 8ZM14 7H12L11 8V10L13 9ZM26 8V7H25ZM29 8V7H28ZM49 8H51V7H49ZM70 8V7H69ZM88 8L91 10V8H92V5H88ZM106 8H108V6L106 7ZM124 8V7H123ZM127 8V7H126ZM183 8V9H184ZM1 9V8H0ZM4 9H5V7H4ZM4 9H3V11H4ZM10 8H8V10H9ZM21 9V8H20ZM81 9V8H80ZM83 9V8H82ZM95 9H96V7H95ZM110 9V8H109ZM134 8L132 7V10H133ZM138 9V8H137ZM142 9V7H140L135 13H134V16L136 17V19H138L139 21H137L138 22V24H139V22H141V23H144V22H148V20L150 19V15H151V13H150V15H149V19H147L144 15H143V11L141 10ZM155 9V8H154ZM252 9H255V10H260V12L259 13H257L256 14V17H255V21H256V24H254L255 25V31H247L248 32V34H246V35H244L242 38H241V41H240V44L236 47H232V44H233V42H235V40L237 39V36H236V34L235 33H237V34H239V33H241V31H232L234 28H236V26H237V23H241V25L242 24H244V26L245 25H249L250 24V20L249 21H247L246 19H247V16L249 15V10H252ZM2 10V9H1ZM14 11H15V9H13ZM28 10V9H27ZM35 10L33 11V12H35ZM111 11L113 10V9H110ZM126 10V9H125ZM128 11H130V12H132L130 9H127ZM126 10V11H127ZM6 11L7 10H5V13H6ZM13 11V13H16L17 11H15L14 12ZM30 11V10H29ZM73 11V10H72ZM82 11V10H81ZM95 11V10H94ZM114 12H115V10H113ZM126 11H122L123 13V15H124V12L126 13ZM127 11V12H128ZM147 11V10H146ZM145 11V12H146ZM2 12V11H1ZM0 12V13H1ZM8 13L7 14H9V15H11L12 14V16L14 17V16H16L15 18H13V20H15V21H17L18 20V18H20V20H22V21H24V22H26V23H28V21H30V19L31 18H29V14H25V13H21L22 12V10H21V12H20V10L18 11V13H16V15L15 14H13V13H10V10L9 11H7ZM12 12V11H11ZM24 12V11H23ZM69 12V11H68ZM73 12H75V11H73ZM77 12H80V11H76L75 13H77ZM87 12V11H86ZM129 12V13H130ZM144 12V13H145ZM148 12H149V10H148ZM5 13H3V14H5ZM49 13V12H48ZM82 13V12H81ZM97 13V12H96ZM116 13H118V15H119V12H115V14ZM120 13H121V10H120ZM188 14H189V11L187 12ZM2 14V13H1ZM2 14V15H3ZM35 14V13H34ZM65 14H66V12H65ZM64 14V15H65ZM70 14V13H69ZM80 14V13H79ZM2 15H0V17L2 18L3 16ZM6 15V14H5ZM27 15H29V16H27ZM64 15H63V17H64ZM66 15H68V13L66 14ZM74 15V14H73ZM82 14H80V15H78V13H77V16H81ZM121 15V14H120ZM122 15V16H123ZM147 15V14H146ZM153 15V14H152ZM35 17V19H36V15H34ZM97 18H98V16H97V14L95 15ZM127 16V15H126ZM132 16V15H131ZM9 17V16H8ZM59 17V16H58ZM57 17V18H58ZM88 17V16H87ZM91 17V16H90ZM89 17V18H90ZM93 17V16H92ZM91 17V18H92ZM128 17H130L129 15H128ZM158 17V16H157ZM16 18H17V20H16ZM61 18V17H60ZM83 18V17H82ZM88 18V19H89ZM96 18V19H97ZM202 18V17H201ZM3 19V18H2ZM9 19H10V22H12L11 24L14 26V24H13V22H15V21H11L12 20V18H11V16L9 17ZM35 19H31L32 21L31 22H33V20H35ZM39 19V18H38ZM37 19V20H38ZM73 19V18H72ZM77 19H78V17H77ZM80 19V18H79ZM155 19V18H154ZM250 19V18H249ZM3 20H6V17H5V19H3ZM100 20V19H99ZM7 21V20H6ZM68 21V20H67ZM71 21V20H70ZM77 21H79V20H77ZM83 21V20H82ZM93 21V20H92ZM95 21V20H94ZM131 21V20H130ZM155 21H156V19H155ZM9 22V21H8ZM21 24H22V22L21 21H19ZM23 22V23H24ZM36 22V21H35ZM34 22V23H35ZM69 22V21H68ZM72 22V21H71ZM89 22V21H88ZM99 22V21H98ZM134 22H136V20L134 21ZM136 22V23H137ZM160 22V21H159ZM158 22V23H159ZM36 23H38V22H36ZM36 23H35V26H36ZM77 23H79V22H77ZM84 23H85V21H84ZM96 23V22H95ZM140 23V24H141ZM154 23V21L152 22V24ZM156 23H157V21H156ZM155 23V24H156ZM162 23V22H161ZM17 24H18V21H17ZM70 25L72 24V23H69ZM129 24H131V23H129ZM135 24V23H134ZM19 25V24H18ZM29 26L30 25V22L26 25V24H23V26ZM34 24L32 23V25H31V27L29 26V28L30 29H33L32 28V26H33ZM37 25H40L39 23L37 24ZM77 25V24H76ZM137 25V24H136ZM145 26H147L146 24H144ZM159 25H161V24H159ZM35 26H34V29H35ZM82 26V25H81ZM131 26V25H130ZM140 26H142V24L140 25ZM17 27V26H16ZM80 27V26H79ZM160 27V26H159ZM164 27V26H163ZM247 27V26H246ZM24 28V27H23ZM28 28V27H27ZM37 28V27H36ZM40 28L42 29V28H44V27H41L40 26ZM158 28V27H157ZM165 28V27H164ZM170 28V27H169ZM174 28V27H173ZM45 29V28H44ZM43 29V30H44ZM50 29V28H49ZM78 29H80V28H78ZM105 29H107V28H105ZM146 29V28H145ZM160 29V28H159ZM8 30V29H7ZM37 30V29H36ZM36 30L34 31V32H36ZM152 30V29H151ZM154 30V29H153ZM172 30V29H171ZM42 31V30H41ZM80 31V30H79ZM158 31H160V30H158ZM5 33H9V32H6V31H4ZM40 32V31H39ZM108 32V31H107ZM142 32H144V31H142ZM141 32V33H142ZM145 32H147L146 34H148V31H145ZM151 32V31H150ZM174 32L175 31H160V32H157V35L155 36L156 37V39L158 40V43H160L161 44V48H162V56H164V54H166V53H171V52H173L174 50H176V47H177V37L175 36V38H173V39H170V37H171V35H168V33H171L172 35H174ZM1 33H2V31H1ZM154 33H156V32H154ZM234 33V34H233ZM242 33H244L243 31H242ZM246 33V32H245ZM36 34H38V32L36 33ZM9 35V34H8ZM39 35V34H38ZM45 35V34H44ZM153 35V34H152ZM151 35V36H152ZM6 36V37H5ZM5 36H2L1 35V37H5L6 39H8L9 37H10V35L9 36H7L6 34H5ZM41 36H43L42 34H41ZM153 36V37H154ZM170 36V37H169ZM239 36V35H238ZM8 37V38H7ZM14 37V36H13ZM35 37V36H34ZM147 37H149V36H147ZM39 38V37H38ZM75 38V37H74ZM105 38V37H104ZM239 39H240V37H238ZM252 38H254V39H256L257 40V42H252L251 41V39ZM5 39V40H6ZM10 39L12 40V38L10 37ZM9 39V40H10ZM153 39H155V38H153ZM0 40H1V43L3 44V41H4V39H3V41H2V39L0 38ZM9 40L7 41V42H4V43H6V45H8L7 43L9 42ZM13 40H16V39H14L13 38ZM78 40V39H77ZM117 40V39H116ZM157 40H155V42L157 41ZM255 40V41H256ZM17 41V40H16ZM48 41V40H47ZM118 41H119V39H118ZM153 41V40H152ZM152 41H150V44L148 43V45H144V46H151V44H152V47H153V43H151ZM113 42V41H112ZM112 42H110V43H112ZM154 42V41H153ZM154 42V43H155ZM11 44H13L12 46L14 47L15 45H14V42L12 43V42H10ZM9 43V45H11ZM16 43H18V42H16ZM21 43V41L18 43L19 45H21L20 44ZM48 43V42H47ZM77 43H78V41H77ZM116 43V42H115ZM146 43V42H145ZM146 43V44H147ZM158 43H156L157 45H158ZM2 44H0V45H2ZM18 44H17V46H18ZM22 44H24V43H22ZM125 45H126V43H124ZM129 44V43H128ZM127 44V45H128ZM246 44V43H245ZM4 46H5V44H3ZM2 45V46H3ZM8 45V46H9ZM53 45V44H52ZM52 45H50V46H52ZM87 45V44H86ZM90 45V44H89ZM110 45V44H109ZM112 45V44H111ZM111 45H110V47H111ZM113 45H115L114 43H113ZM112 45V46H113ZM130 45V44H129ZM17 46H15V47H17ZM23 46V45H22ZM21 46V47H22ZM25 46V45H24ZM48 46H49V44H48ZM54 46V45H53ZM108 46V45H107ZM118 46V45H117ZM116 46V47H117ZM132 46V45H131ZM250 46V45H249ZM248 46V47H249ZM6 47V46H5ZM10 48H12V49H14L13 47H11V46H9ZM9 47H8V49H9ZM46 47V46H45ZM89 47V46H88ZM120 48H121V45L119 46ZM119 47L118 48H115V49H118V50H120L119 49ZM122 47H123V45H122ZM219 47H221L222 48V53L223 54H226V53H228L227 54V56H228V58H227V56H225V55H223V56H225L227 59H228V62H223V59L221 58V57H219V54L221 53H219V54H216V53H212V50H213V48H219ZM246 47V46H245ZM245 47H243V48H245ZM251 47V46H250ZM47 48L49 49V47H46V48H44V50H47ZM70 48V47H69ZM93 48V47H92ZM123 48H126V47H123ZM122 48V49H123ZM150 48V47H149ZM12 49H9V50H12ZM21 49V48H20ZM99 49V48H98ZM138 49H140V48H138ZM147 49V48H146ZM16 50V49H15ZM15 50L13 51V52H15ZM43 50V51H44ZM97 50V49H96ZM95 50V51H96ZM107 50V49H106ZM117 50V51H118ZM125 50V49H124ZM130 50V49H129ZM132 50V49H131ZM136 50V49H135ZM150 50V49H149ZM247 50V49H246ZM17 51V50H16ZM50 51L51 50H49L48 52L50 53ZM99 51V50H98ZM109 51V50H108ZM133 51V50H132ZM138 51H140V50H138ZM48 52H46V53H48ZM75 52V51H74ZM77 52V51H76ZM91 52H93V51H91ZM110 52V51H109ZM115 52V51H114ZM112 52V54H110V57L112 58V61H109V68H111V70L113 71V73H114V75H117V74H119L120 73V68H122L123 69V67H121V65L119 64V62H120V58L121 57H127L128 56V59L127 60H129L128 62L130 63V65H131V68L130 69H128V72L126 73V74H122L124 77H122V78H124L127 82H132L134 79H142L144 82H151L152 81V79L154 78V76H149V77H144V75H145V73L146 72H148L149 71V69H151L150 68V65L152 64V63H159L158 62V60H159V56L158 57H156L157 55H155L154 57H153V59L152 58H150V59H152V61L151 62H148V60L146 61V59H145V61H142V60H140V59H142L140 56V58L138 57V54H136V52H131V51H129V52H131V53H129L128 55H117L116 53L117 52ZM16 53V52H15ZM48 53V55H51V54H49ZM52 53V55L54 54L53 53V51L51 52ZM98 52L96 51V53L95 54H97ZM244 53H245V50H244ZM56 54H57V51H56ZM55 54V55H56ZM75 54V53H74ZM89 54V53H88ZM95 54H92V55H94V57H95ZM121 54H124V53H121ZM127 54V53H126ZM144 54V53H143ZM245 54H247V52L245 53ZM250 54V53H249ZM51 55V56H52ZM58 55H59V53H58ZM57 55V56H58ZM99 55V54H98ZM97 55V56H98ZM130 55H133L134 57H131ZM141 55V54H140ZM160 55V54H159ZM244 55V54H243ZM142 56V55H141ZM209 56H212V59H211V57H209ZM221 56V55H220ZM56 57V56H55ZM99 57V61H101V64H103V63H107V62H105V60H104V62L102 61V58H101V56L99 55L98 56ZM143 57V56H142ZM52 58V57H51ZM100 58H101V60H100ZM173 58H175V57H173ZM254 58V57H253ZM57 59V58H56ZM76 59H77V57H76ZM164 59V58H163ZM122 60V59H121ZM125 60H126V58H125ZM165 60V59H164ZM163 60V61H164ZM259 60V59H258ZM166 61H167V59H166ZM103 62V63H102ZM125 63H126V61H124ZM135 62V64L133 65L132 63H134ZM259 62H261V60L259 61ZM123 63V62H122ZM164 63V62H163ZM235 63V62H234ZM264 63V62H263ZM263 63H261V64H263ZM124 64V63H123ZM127 64V63H126ZM126 64H124V65H126ZM260 64V63H259ZM105 64H103V66H104ZM107 65V64H106ZM105 65V66H106ZM154 65V64H153ZM42 67L43 66H45V65H41ZM165 66H167V65H165ZM235 66V65H234ZM128 67H129V65H128ZM45 68H46V66H45ZM50 68V67H49ZM51 68H53V67H51ZM50 68V69H51ZM107 68H108V66H107ZM41 69V68H40ZM43 69H44V67H43ZM47 69V68H46ZM46 69H44V70H46ZM55 69V68H54ZM54 69H51L52 71L54 70ZM121 69V70H122ZM124 69H125V67H124ZM257 70V74H256V77L252 80V84H255V85H261V84H263V85H261V87L260 86H258L257 88H253V87H250L248 84H244V82H242V83H239V80L241 81V79L240 78H243L244 76H245V74L247 73V72H251V71H253V70ZM51 70H49V71H51ZM110 69H108V71H109ZM110 70V71H111ZM127 70V69H126ZM238 70H239V68H238ZM23 71V70H22ZM24 71H26V70H24ZM30 71H32V70H30ZM30 71L28 72L29 74H30ZM51 71V72H52ZM109 71V72H110ZM123 71V70H122ZM14 72V71H13ZM17 71H15V73H16ZM54 72V71H53ZM62 72V71H61ZM22 73H24V72H22ZM34 73V72H33ZM40 73V72H39ZM49 73V72H48ZM103 73V72H102ZM101 73V74H102ZM113 73H109V74H112L113 75ZM193 73H195L196 75V77H198V80H193V79H190L189 78V75L190 74H193ZM207 73L208 74H210L211 76H209V75H207ZM10 73H7L6 72V74H5V78H4V81H7V77H8V75H9ZM20 74H21V72H20ZM44 74H45V72H44ZM106 74V73H105ZM141 74V75H140ZM148 74V73H147ZM12 76L14 75V74H11ZM17 75H19L18 74V72H17ZM38 75H40V74H38ZM49 75H51V73L49 74ZM54 74L52 73V76H53ZM56 75V74H55ZM108 75V74H107ZM1 76V75H0ZM10 76V75H9ZM22 78H23V76H22V74L20 75ZM48 76V75H47ZM120 76V75H119ZM118 76V77H119ZM146 76V75H145ZM17 77V76H16ZM31 77H33V76H31ZM45 77V76H44ZM54 77V76H53ZM57 77V76H56ZM13 78V77H12ZM15 78V77H14ZM18 78V77H17ZM76 78V77H75ZM111 78H115V77H112L111 76ZM250 78V77H249ZM2 79V78H1ZM0 79V80H1ZM31 79V78H30ZM41 79H43L42 77H41ZM45 79V78H44ZM50 79V78H49ZM53 79V78H52ZM58 79H59V77H58ZM58 79L56 80V78H55V80L56 81H54V82H57L58 81ZM74 78H72V80H73ZM77 79V78H76ZM101 79V78H100ZM118 79V78H117ZM232 80V84H231V86H232V88H229V87H226V86H228V85H226V83H227V81L228 80ZM11 80V79H10ZM24 80V79H23ZM33 80H37V79H33ZM32 80V81H33ZM39 80H40V78H39ZM38 80V81H39ZM69 80V79H68ZM114 80V79H113ZM32 81H31V83H32ZM43 80H40L38 83L40 84L41 82H42ZM59 81H60V79H59ZM245 81V80H244ZM8 82V81H7ZM12 82V81H11ZM25 82V81H24ZM61 83H63V85H65L64 84V82H62V81H60ZM60 82H58V84L60 83ZM247 82V81H246ZM249 82V81H248ZM16 83H17V81H16ZM30 83V85H32ZM45 83H46V81H45ZM61 83L59 84L60 85V88H61ZM70 83V82H69ZM8 84V86L7 87H9L10 88V86H9V83H7ZM13 84V83H12ZM23 84V83H22ZM26 84V83H25ZM37 84V83H36ZM39 84L37 85V86H39ZM42 84H43V82H42ZM42 84H40V85H42ZM50 84V83H49ZM54 84V83H53ZM52 84V85H53ZM73 84H74V82H73ZM77 84H78V82H77ZM120 84V83H119ZM230 84V83H229ZM34 85V84H33ZM44 85V84H43ZM46 85V84H45ZM76 85V84H75ZM80 86H83V83H80L79 84ZM78 85V86H79ZM222 85H226L225 87L224 86H222ZM2 86H4V85H2ZM24 86V85H23ZM35 86V85H34ZM56 86V88H58L59 86L56 84L55 85ZM77 86V85H76ZM79 86V87H80ZM230 86V85H229ZM230 86V87H231ZM11 87H14V86H11ZM42 87H44V86H42ZM66 87V86H65ZM65 87H64V89H65ZM68 87V86H67ZM79 87H78V89H79ZM85 87V86H84ZM108 87V86H107ZM6 88V87H5ZM8 88V90L10 91V89ZM18 88H20V87H18ZM27 88V87H26ZM34 89H36V87H33ZM32 88V89H33ZM77 88V87H76ZM61 89H63V88H61ZM61 89H59V90H61ZM69 89H72V88H67L66 90H68L69 92H70V90ZM118 89H120L119 88V86H117V84L116 85H113V86H110L109 88H108V90H109V92L110 93H116L117 92V90ZM14 90V89H13ZM17 90V93H18V89H16ZM23 90V89H22ZM28 90V89H27ZM27 90H25V91H27ZM37 90V89H36ZM75 90V89H74ZM81 90H82V88H81ZM7 91V90H6ZM20 91V90H19ZM33 91V90H32ZM45 91V90H44ZM64 92H65V95H66V91L65 90H63ZM73 91V90H72ZM78 91V90H77ZM28 92V91H27ZM68 92V93H69ZM76 92V91H75ZM74 92V94H75V96L77 97L78 95H77V93H75ZM81 92V91H80ZM13 93V92H12ZM22 93V92H21ZM29 93V92H28ZM72 93V92H71ZM71 93H70V95H71ZM31 94V93H30ZM33 94V93H32ZM154 94V93H153ZM153 94H151V95H153ZM159 94V93H158ZM235 94H237V95H235ZM26 95V94H25ZM34 95V94H33ZM72 95H73V93H72ZM215 95V94H214ZM0 96H2V95H0ZM28 96V95H27ZM38 96V95H37ZM37 96H36V98H37ZM40 96H41V93H40ZM68 96H69V94H68ZM67 96V97H68ZM74 96V95H73ZM155 96V95H154ZM217 96V95H216ZM70 97V96H69ZM69 97L68 98H66V99H69ZM83 97V96H82ZM218 97V96H217ZM6 98V97H5ZM20 98V97H19ZM74 97H72V99H73ZM78 98H79V96H78ZM2 99V98H1ZM21 99V98H20ZM25 99V98H24ZM30 99H31V96H30ZM37 99H39L40 100V98H37ZM65 99V100H66ZM225 99L226 98H224L223 100L222 99H220V97L218 98V99H216V101H217V103H218V105H223L224 104V101H225ZM61 101L59 102V105L57 106L58 108H60V109H66L65 108V106H66V104L68 103H66V101L65 100H62V99H60ZM69 100H71V99H69ZM68 100V101H69ZM5 101V100H4ZM23 101V100H22ZM46 101V100H45ZM91 101H93V100H91ZM100 101V100H99ZM39 102V101H38ZM94 102H95V100H94ZM23 103H25V102H23ZM31 103V102H30ZM45 103V102H44ZM43 103V104H44ZM46 103H47V101H46ZM155 103H156V101H155ZM212 103H213V101H212ZM216 103V102H215ZM214 103V104H215ZM228 103V102H227ZM261 103V102H260ZM262 103H264V102H262ZM68 104H70V103H68ZM231 104H233V103H230V105ZM234 104H233V106H234ZM36 105V104H35ZM57 105V104H56ZM71 105V104H70ZM256 105V104H255ZM258 105V104H257ZM256 105V106H257ZM260 105V104H259ZM43 105H41V107H42ZM263 106V105H262ZM45 107V106H44ZM216 107H217V104H216ZM258 107H260V106H258ZM69 108V107H68ZM177 108H179V109H181V110H183V111H185V112H188L190 109H192V110H196V111H200L201 109H203V110H205V112L206 113H209L210 114V116L214 119V120H217L218 121V125L217 124H215V125H212V123H210V122H205L206 121V118H205V120L203 119V118H198V117H195V118H198V119H195L194 117V119H191L190 117H186V119L184 120V121H180V117H178V119H176V122L174 121H171V120H169V114L171 113V111H175ZM221 108V107H220ZM234 108H236V107H234ZM261 108V107H260ZM120 109V110H121ZM219 109V108H218ZM231 109V108H230ZM67 110V109H66ZM232 110V109H231ZM69 111V110H68ZM177 111V110H176ZM180 112V111H179ZM204 112V113H205ZM236 111H231L230 112V114L228 113V111H227V113L229 114V115H231V114H236L235 113ZM67 113V112H66ZM65 113V114H66ZM189 113V112H188ZM68 114H69V112H68ZM152 114V113H151ZM184 114V113H183ZM239 114V113H238ZM62 115H63V113H62ZM222 115V114H221ZM228 115V116H229ZM71 116V115H70ZM70 116H69V118H70ZM74 116V115H73ZM72 116V117H73ZM182 116V115H181ZM187 116V115H186ZM63 117H64V115H63ZM65 117H68V115L66 116L65 115ZM64 117V118H65ZM76 117V116H75ZM225 117V116H224ZM230 117V116H229ZM63 118V119H64ZM240 118V117H239ZM84 119V118H83ZM230 119H231V117H230ZM230 119H229V121H230ZM233 119H234V117H233ZM232 119V120H233ZM88 120V119H87ZM237 120V119H236ZM264 121V119L262 118L261 119V121ZM69 121H70V119H69ZM69 121H67L66 119L65 120H63V124L65 125V126H68L69 125ZM72 121V120H71ZM217 121L215 122V123H217ZM6 122V121H5ZM76 122V121H75ZM103 123H104V125H108V123L106 122V121H102ZM156 122H158L157 120H156ZM159 122V123H160ZM235 122V121H234ZM259 122V121H258ZM72 123H74L73 121H72ZM79 123V122H78ZM158 123V124H159ZM88 124V123H87ZM115 124V123H114ZM157 124V125H158ZM164 124H163V126H164ZM177 124V123H176ZM235 124V123H234ZM261 124H262V122H261ZM110 125H112V124H110ZM246 125V126H247ZM257 125V124H256ZM132 126V125H131ZM184 126H188V127H190V129L189 128H186V127H184ZM207 127V130L209 131V135L208 136H205V135H198V130H201L203 127ZM234 126V125H233ZM238 126V125H237ZM236 126V127H237ZM261 126V125H260ZM260 126H259V123H258V127L260 128ZM83 127H86V122L85 121H80V123L75 127V128H73L74 130H77V131H81L82 129H83ZM100 127V126H99ZM134 127V126H133ZM157 127V126H156ZM138 128V127H137ZM233 129H234V127H232ZM239 128V127H238ZM249 128V127H248ZM253 129H254V127H252ZM68 129V128H67ZM85 129V128H84ZM91 129V130H90ZM165 129H167V128H165ZM240 129V128H239ZM250 129V128H249ZM260 129H262V130H260ZM259 130L260 131H262V132H260L261 134L263 133L264 134V128H260ZM23 130V129H22ZM24 130H25V128H24ZM95 130V129H94ZM223 130V129H222ZM252 130V129H251ZM21 131V130H20ZM20 131H19V133H20ZM27 131V130H26ZM26 131H24V133L26 134ZM84 131H86V130H84ZM206 131V130H205ZM226 131V130H225ZM254 131V130H253ZM258 131V128H257V130L255 131V132H257ZM21 132H23V131H21ZM29 131H27V133H28ZM31 132V131H30ZM33 132H34V130H33ZM32 132V133H33ZM75 132V131H74ZM163 132V131H162ZM244 132H245V130H244ZM248 132H250L249 130H248ZM168 133V132H167ZM206 133V132H205ZM222 133V134H221ZM227 133V132H226ZM22 134V133H21ZM69 134H71L72 135V133H69ZM69 134H68V136H69ZM163 134H164V132H163ZM228 134V133H227ZM230 134V133H229ZM30 135V134H29ZM29 135H27L26 134V136H29ZM34 135H35V133H34ZM33 134H31L30 136H29V139L30 138H32L33 140H37L36 138V136H37V134H36V136H34ZM160 135V134H159ZM23 136H25V135H23ZM25 136V137H26ZM158 137V136H157ZM160 137V136H159ZM227 137V136H226ZM264 137V136H263ZM196 138H197V140H196ZM26 139V138H25ZM28 138H27V140H29ZM31 139V140H32ZM30 140V141H31ZM154 140V139H153ZM161 140V139H160ZM38 141V140H37ZM139 141V140H138ZM189 141H192V144H193V147L190 149L189 147H188V142ZM29 142V141H28ZM36 141H34V143H32V144H34V148L35 147H41V146H43V145H45V144H42V142L40 143V145L41 146H38V145H36L35 146V144L37 143H35ZM135 142V141H134ZM154 142V141H153ZM157 142V141H156ZM30 143V142H29ZM30 143V144H31ZM39 143V142H38ZM37 143V144H38ZM48 144V143H47ZM141 144V143H140ZM163 144H165V143H163L162 142V145ZM190 144V143H189ZM228 144H231V145H233V149H231V150H227L226 148L228 147ZM31 146H33V145H31ZM48 146V145H47ZM46 145H45V148H48ZM140 146V145H139ZM160 146V145H159ZM164 146V145H163ZM259 146V147H258ZM112 147H113V149H112ZM43 148V147H42ZM42 148H39V149H42ZM62 148V147H61ZM37 149V148H36ZM50 149H52V148H50ZM50 149H49V151H50ZM56 149V148H55ZM55 149H53L54 151H52L53 152V154L55 153V156L57 155L58 156V154L56 153V151H57V149H56V151H55ZM82 149V148H81ZM262 149V148H261ZM47 149H45V150H43V151H41V152H44L45 153V151H46ZM59 150H60V148H59ZM48 151V150H47ZM46 151V154H48L49 153V151L47 152ZM113 151H114V153H113ZM58 152V151H57ZM50 154V153H49ZM71 154V153H70ZM69 155V154H68ZM90 155V154H89ZM218 155V154H217ZM223 156V155H222ZM221 156V157H222ZM262 156V155H261ZM220 157V156H219ZM218 157V158H219ZM198 158H201L200 159V161L198 160ZM216 158V157H215ZM262 158V157H261ZM260 158V159H261ZM263 158H264V156H263ZM205 159V160H204ZM147 160H150L151 162H152V164L149 162H147ZM165 160L166 161H170V164H168L167 165V167L166 168H164V172L162 173V174H158L157 173V170L156 171H154L155 170V168L153 169V167H151V166H149V164L150 165H153V163H154V165L156 166H160V165H163L164 164V162H165ZM219 160V159H218ZM220 160H221V158H220ZM223 160V159H222ZM262 160V159H261ZM264 160V159H263ZM262 160V161H263ZM130 162L131 164H132V174H131V176H132V178H128V175H129V171H127V170H124V168H125V165H128V163L127 164H125V162ZM172 161V162H171ZM193 162V161H192ZM218 162V161H217ZM222 163H223V161H222ZM263 163V162H262ZM192 164V163H191ZM190 164V165H191ZM260 165H261V163H260ZM218 166V165H217ZM223 166V165H222ZM221 166V167H222ZM190 167V166H189ZM194 167V166H193ZM190 168H192V167H190ZM257 168V167H256ZM157 169V168H156ZM194 169H195V167H194ZM129 170H130V168H129ZM162 170V169H161ZM255 170V169H254ZM82 171V170H81ZM194 171V170H193ZM196 171H197V169H196ZM199 171V170H198ZM256 171V170H255ZM77 172V171H76ZM139 172H143V174H144V179L146 180L145 181V183L147 182V184H148V187H146V188H143V184L141 185V181H143L142 179H141V181H140V179H138V177H137V174L139 173ZM254 172V171H253ZM252 172V173H253ZM42 173V172H41ZM75 173V172H74ZM197 173V172H196ZM38 173H34V175H35V177L36 178H38V175H37ZM83 174V173H82ZM108 174V175H107ZM140 174V173H139ZM225 174H226V172H225ZM255 172H254V176H255ZM40 175V174H39ZM77 175H78V173H77ZM77 175H73V178H76V176ZM85 175V174H84ZM141 175V174H140ZM253 175V174H252ZM91 176H89V177H91ZM108 176V177H107ZM139 176V175H138ZM226 176H228V177H231L230 175H225V176H223L222 178H221V180H222V182H223V179H225L224 177H226ZM78 177V176H77ZM186 177V176H185ZM198 177V178H197ZM201 177V178H200ZM227 177V178H228ZM253 177V176H252ZM4 178V177H3ZM40 178V177H39ZM71 178V177H70ZM73 178H72V180H73ZM80 178H82V177H80ZM85 177H83V179H84ZM86 178H87V176H86ZM237 178V177H236ZM235 177L233 178H231V179H236ZM229 179V178H228ZM244 179V178H243ZM248 179H250V178H248ZM34 180V179H33ZM56 181V180H55ZM74 181V180H73ZM86 181V180H85ZM227 182L228 180L227 179H225L224 180V182ZM244 181H246V180H244ZM80 182V181H79ZM83 182V181H82ZM94 182V183H95ZM225 182V183H226ZM37 183V182H36ZM85 183V182H84ZM89 183V182H88ZM92 183V182H91ZM183 183H185V182H183ZM187 183V182H186ZM186 183H185V185H186ZM225 183H224V185H225ZM228 183H230V182H228ZM232 183V182H231ZM230 183V184H231ZM57 184L58 183H55L53 180H51V179H49V177H48V175L46 174V175H44L42 178H41V181H39L38 182V186H37V188H35V192H37V194H38V196H39V198H36V199H31L32 200V204H33V206L34 207H32V208H30L31 210L29 211V212H26V211H24V215L26 216L25 217V219H26V221H28V222H36V221H41V220H44V221H47V222H50V223H53V224H55L56 226H58L59 224H61L68 216L66 215V213L65 212H60V211H57L58 210V208H56L57 210H55V206H56V204H57V197H56V195H55V191H56V189H57ZM146 184V185H147ZM61 185V184H60ZM59 185V186H60ZM224 185H222V187H224ZM8 186V185H7ZM23 186V185H22ZM225 186H227V185H225ZM230 186V185H229ZM36 187V186H35ZM80 187V186H79ZM145 187V186H144ZM59 188V187H58ZM181 188V187H180ZM1 189V188H0ZM184 189V188H183ZM220 189V188H219ZM61 190V189H60ZM76 190V189H75ZM73 191L70 195H71V200L72 201H76V200H78L80 197V194H79V192H76V191ZM78 190V189H77ZM80 190V189H79ZM108 190V189H107ZM113 190V189H112ZM181 190H182V188H181ZM34 191V190H33ZM97 191V190H96ZM106 191V190H105ZM104 191V192H105ZM109 191V190H108ZM35 192H33V193H35ZM61 192V191H60ZM59 192V193H60ZM101 192V191H100ZM103 192V191H102ZM115 192V191H114ZM212 192V191H211ZM211 192H210V195H212L211 194ZM62 193V192H61ZM83 193V192H82ZM109 193V192H108ZM111 193H112V191H111ZM136 193V192H135ZM164 194V195H166V197H169V199H167L168 200V207L167 206H161V203H160V205L158 204V202H156V200H157V194ZM184 193H186V192H184ZM212 193H214V192H212ZM219 193H220V191H219ZM58 194V193H57ZM113 194V193H112ZM221 194V193H220ZM219 194V197L222 195H220ZM36 195V194H35ZM107 195V194H106ZM214 195V194H213ZM213 195H212V197H211V200L213 199ZM54 196L56 197V199L54 198ZM65 196V195H64ZM162 197H163V195H161ZM183 196V195H182ZM35 197V196H34ZM36 197H37V195H36ZM60 197L62 198V195H60ZM187 197V196H186ZM222 197V196H221ZM220 197V199H222ZM15 198V197H14ZM115 198L116 199H118V200H120L121 202H124V201H126L127 200V198H126V196H124V195H122V193L120 194L119 192L118 193H116L115 194ZM165 198V197H164ZM163 198V199H164ZM184 198V197H183ZM216 198V195L214 196V199ZM64 200L63 201H65V198H63ZM188 199V198H187ZM191 199V198H190ZM194 199H192V200H194ZM220 199H218V201H221L222 202V200H220ZM9 200V199H8ZM15 200V199H14ZM59 200H61V199H59ZM165 200H166V198H165ZM191 200V201H192ZM195 200V201H196ZM217 200V199H216ZM18 201V200H17ZM62 201V202H63ZM180 201H182V200H180ZM188 201V200H187ZM190 201V200H189ZM188 201V202H189ZM195 201H194V206H195V204H197V203H195ZM214 201L215 200H213V202L212 203H214ZM218 201H217V206H218ZM66 202V201H65ZM65 202H64V204H65ZM184 203H185V201H183ZM165 203V202H164ZM163 203V204H164ZM167 203V202H166ZM191 203H193V202H191ZM223 203V202H222ZM253 203V202H252ZM7 204H9V201H8V203ZM31 204V203H30ZM63 204V203H62ZM63 204V205H64ZM124 204V203H123ZM136 204H138V203H136ZM186 204V203H185ZM184 204V205H185ZM189 204H190V202H189ZM188 204V205H189ZM202 204V203H201ZM200 204V205H201ZM12 205V204H11ZM139 205V206H140ZM166 205V204H165ZM171 205H172V207L174 208H172V209H169L168 210V208H171ZM178 205V204H177ZM199 205V206H200ZM222 204H220L219 206H221ZM65 206V205H64ZM63 206V207H64ZM138 206V205H137ZM181 206H182V204H181ZM181 206H180V208H181ZM193 205H192V207H194ZM202 206V205H201ZM213 206V205H212ZM216 205H214V207H215ZM217 206H216V208H217ZM258 206V205H257ZM63 207H61V208H63ZM183 207H185V206H183ZM182 207V208H183ZM188 207H191V205L190 206H188ZM191 207V208H192ZM196 207V206H195ZM195 207H194V209H195ZM4 208V207H3ZM9 208V207H8ZM8 208H6V209H8ZM165 208H167V210L168 211H166V209ZM177 208V207H176ZM181 208V209H182ZM201 208V210H202V207H200ZM210 208V207H209ZM213 208V207H212ZM26 209H28V208H26ZM179 209V208H178ZM177 209V210H178ZM181 209H179L178 211H179V213H180V210ZM184 209V208H183ZM185 209H187V207L185 208ZM193 209V208H192ZM204 210H206V209H204ZM218 210V209H217ZM222 210H223V208H222ZM253 210V209H252ZM66 211V210H65ZM142 211V210H141ZM183 211H185V210H183ZM143 212V211H142ZM193 211H191V213H192ZM204 212V211H203ZM210 212V211H209ZM215 212V211H214ZM218 212V211H217ZM136 213V212H135ZM183 213V212H182ZM187 213V211L185 212V215H188V214H186ZM190 213V214H191ZM193 213H194V215H193ZM192 213V216H193V218H196L197 217V214H196V217H194L195 216V211ZM196 213H197V211H196ZM206 213V212H205ZM216 213V212H215ZM105 214V213H104ZM174 214V215H175ZM213 214V213H212ZM135 215V214H134ZM138 215V214H137ZM136 215V216H137ZM182 215V214H181ZM179 215L180 217H183L184 218V216L182 215ZM215 215V214H214ZM162 216H164V215H162ZM161 215L159 216V217H162ZM175 216H177V215H175ZM189 216V215H188ZM188 216H186L187 218H188ZM192 216H190L189 217V221H190V218L192 217ZM24 217V216H23ZM98 217H99V215H98ZM174 216H172V219H175V218H173ZM180 217H177V218H179V220L178 221H171L170 219L166 222V224H169V225H172V226H174L176 229H178V231H180L179 230V228L182 230V228L180 227V226H187V222L186 221H184L183 220V218H180ZM217 217V216H216ZM251 217H253V216H251ZM250 217V218H251ZM109 218V217H108ZM138 218V217H137ZM176 218V219H177ZM192 218V219H193ZM198 218V217H197ZM257 218V217H256ZM96 219H98V218H96ZM144 219H146V218H144ZM165 219H167V218H165ZM254 219V218H253ZM137 220V219H136ZM147 220V219H146ZM154 220V219H153ZM157 220V219H156ZM163 221H164V218L162 219ZM187 220V219H186ZM195 219H193V221H194ZM208 220V219H207ZM252 220V219H251ZM256 220V219H255ZM98 221H99V219H98ZM152 221V220H151ZM159 221V220H158ZM161 221V220H160ZM192 221V220H191ZM190 221V222H191ZM253 221V220H252ZM251 221V225H252V222ZM258 221L260 222V220L258 219ZM45 223V224H48V223ZM143 223L142 222V224L145 226L144 228V230H148L149 231V235H151L150 237H152L156 242H157V244L158 245H161V244H163V243H165V242H167L169 245V249H171V250H173V251H178V257H179V252H180V250L181 249H183V243L185 242L183 239H182V241H184V242H182L181 243V241H179V240H181V239H178L179 237L178 236H176L173 232V234H166V235H168V236H165V234L163 235V233H164V230H163V228H164V226L166 225V224H163V222H162V225H161V223L159 224V223H154V222H156V221H154L153 223ZM196 222V221H195ZM204 222V221H203ZM223 222V221H222ZM95 224V223H94ZM96 224H98V226H96L95 228H94V231H96V233H97V235H98V237H99V239H100V241H99V245H100V248H101V250H106V251H109V255H110V257L108 258V259H103V261L104 262H102V263H100V264H121V259L122 258H124V256L126 255V253H127V251L125 250L126 249V247H124L125 249H121L120 251H118V249L121 247H119V244H118V242H121L122 243V245H124V244H127L128 243V237H131V236H133V232L135 231H129L128 229H127V227L128 226H126V228L125 229H127V231L126 232H124V231H122L121 230V228L112 220V219H105L100 225H99V223H96ZM201 224V223H200ZM223 224V223H222ZM230 224V223H229ZM50 225V224H49ZM137 225V227L139 226L138 225V223L136 224ZM135 224L134 225H132L133 227L134 226H136ZM188 225H191L190 223L188 224ZM193 225H194V223H193ZM192 225V226H193ZM227 225V224H226ZM258 225V224H257ZM257 225H255L256 227H258ZM260 225V224H259ZM48 226V225H47ZM52 226V225H51ZM195 226V225H194ZM193 226V229L195 228ZM262 226V225H261ZM125 227V226H124ZM143 227V226H142ZM179 227V228H178ZM197 227V226H196ZM224 227V226H223ZM248 227V226H247ZM251 227V226H250ZM123 228V227H122ZM167 228V227H166ZM186 227H183V230L182 231H184V229H185ZM218 228H220V227H218ZM227 229H228V227H226ZM245 228V227H244ZM135 229V228H134ZM136 229H138V228H136ZM172 229V228H171ZM170 229V230H171ZM216 229V228H215ZM230 229H233V228H230ZM229 229V230H230ZM133 230V229H132ZM168 229H166V231H167ZM169 230V231H170ZM187 230V229H186ZM190 230V229H189ZM198 230V229H197ZM201 230V229H200ZM220 230V229H219ZM253 230V229H252ZM255 230V229H254ZM166 231H165V233H166ZM172 231V230H171ZM177 231V230H176ZM177 231V232H178ZM191 231V234H192V230H190ZM189 231V232H190ZM194 231H195V229H194ZM194 231H193V233H194ZM221 231H223V230H221ZM228 231V230H227ZM239 231V230H238ZM264 231V230H263ZM146 232V231H145ZM175 232V231H174ZM176 232V233H177ZM186 232V231H185ZM185 232H182L183 234L185 233ZM224 232V231H223ZM223 232H221V234L223 233ZM232 233H233V230L231 231ZM235 232H237V231H235ZM248 232V231H247ZM252 232V231H251ZM255 232V231H254ZM254 232H252V233H254ZM260 232H261V230H260ZM135 233V232H134ZM170 233V232H169ZM179 233V232H178ZM264 233V232H263ZM262 233V234H263ZM138 234V233H137ZM136 234V235H137ZM145 234H147V233H145ZM182 234V235H183ZM188 234V233H187ZM186 234V235H187ZM197 234V233H196ZM196 234H195V236H196ZM234 234V233H233ZM181 235V234H180ZM181 235V236H182ZM189 235V234H188ZM238 235V234H237ZM254 235V234H253ZM253 235H251V236H253ZM255 235H257L256 233H255ZM139 236V235H138ZM141 236V235H140ZM146 236V235H145ZM145 236H143L144 237V239H145ZM193 236H194V234H193ZM224 236H226L227 237V233H226V235H224ZM230 236V235H229ZM251 236H249V237H251ZM264 236V235H263ZM262 236V237H263ZM188 237V236H187ZM186 236H185V234H184V237L182 236V238H187ZM191 237H192V235H191ZM199 237V236H198ZM210 237V236H209ZM223 237V236H222ZM232 237H233V235H232ZM239 237V236H238ZM141 238V237H140ZM195 238V237H194ZM231 237H229V239H230ZM256 238H258V236L256 237ZM130 240H131V238H129ZM224 239V238H223ZM250 239V238H249ZM248 239V240H249ZM258 239H260V237L258 238ZM262 239V238H261ZM264 239V238H263ZM138 239H136V241H137ZM140 240V239H139ZM186 240V239H185ZM189 240H191V238L189 239ZM188 239L186 240V241H189ZM197 240H201V239H198L197 238ZM225 240V239H224ZM227 240V239H226ZM236 240V239H235ZM146 241V240H145ZM155 241H153L154 242V245H156L155 244ZM194 241H195V239H194ZM232 241V240H231ZM245 241V240H244ZM252 241H254V240H252ZM256 241H258L257 239H256ZM261 241V240H260ZM197 242V241H196ZM202 241H200V243H201ZM239 242H240V239H239ZM249 242V241H248ZM130 243H131V241H130ZM135 243V242H134ZM147 243V242H146ZM166 243V244H167ZM186 243V242H185ZM185 243H184V245H185ZM189 243V242H188ZM191 243V242H190ZM193 243H195V242H193ZM198 243H199V241H198ZM236 243H237V241H236ZM241 243V242H240ZM242 243H244V242H242ZM250 243V242H249ZM249 243H248V247H249ZM256 243V242H255ZM141 244V243H140ZM182 246H181V245ZM230 244V243H229ZM228 244V245H229ZM245 245H247L246 243H244ZM251 244V243H250ZM121 245V244H120ZM131 245H134V244H131ZM136 245H138L139 246V244H136ZM145 245V244H144ZM143 245V246H144ZM147 245V244H146ZM145 245V246H146ZM157 245V246H158ZM191 244H186L185 246H187L186 247V249H185V251L190 255V254H192L191 252L192 251H190L188 248H189V246H190ZM205 245V244H204ZM227 245V244H226ZM226 245H224V246H226ZM240 245V244H239ZM239 245H237V246H239ZM253 245H257V244H253ZM252 245V246H253ZM261 245H263V244H260V246ZM135 246V245H134ZM137 246V247H138ZM141 246H142V244H141ZM140 246V247H141ZM144 246V247H145ZM164 245H162V247L161 248H165V251H166V249H168V246L167 245H165L166 247H163ZM193 246V245H192ZM202 245H200V247H201ZM231 246V245H230ZM236 246V247H237ZM251 246V245H250ZM97 247V246H96ZM95 247V248H96ZM182 247V248H181ZM198 247V246H197ZM234 247V246H233ZM236 247H234V249L236 248ZM247 247V246H246ZM160 248V249H161ZM185 248V247H184ZM193 248H195V247H192V249ZM203 248V247H202ZM227 248V253H228V255H227V257L226 258H224L225 260H222L221 258H218V260H217V258H216V260H217V262H219V263H222V262H224L225 263V261L228 263V264H233L232 262V256H231V253L233 252V250H232V248L231 247H226ZM225 248V249H226ZM251 248V247H250ZM249 248V249H250ZM94 249V248H93ZM99 249V248H98ZM128 249V248H127ZM132 249V248H131ZM139 249V248H138ZM147 249V248H146ZM146 249H145V251H146ZM156 249V248H155ZM159 249V248H158ZM191 249V250H192ZM197 249V248H196ZM201 249V248H200ZM210 249V248H209ZM242 249V248H241ZM241 249H240V251H241ZM260 249V248H259ZM258 249V250H259ZM261 249H262V247H261ZM95 250H97V248L95 249ZM95 250H94V252H95ZM137 250V249H136ZM163 251H164V249H162ZM162 250H160V251H162ZM203 250V249H202ZM257 250V249H256ZM139 252H141V249L140 250H138ZM143 251V250H142ZM147 251H148V249H147ZM156 251V250H155ZM158 251V250H157ZM164 251V253L165 254H167L166 252ZM193 251H195V250H193ZM198 251V250H197ZM211 251V250H210ZM253 251V250H252ZM263 252H264V250H262ZM262 251H260V252H262ZM97 252V251H96ZM149 252V251H148ZM185 252V253H186ZM213 252H215V250H213ZM217 252V251H216ZM248 253L250 252V250L249 251H247ZM255 252V251H254ZM22 253H23V251H22ZM22 253L20 252L19 253V255H22ZM104 253V252H103ZM103 253H102V255H103ZM133 253V252H132ZM147 252H145V254H146ZM150 253V252H149ZM158 254H159V251L157 252ZM163 253V254H164ZM182 253H183V250H182ZM253 253V252H252ZM250 254V255H253V254ZM108 254V253H107ZM137 254H138V252H137ZM136 254V255H137ZM144 254V255H145ZM161 254H162V252H161ZM194 254V253H193ZM200 254H203L205 257H207L205 254L206 253H200ZM216 253H214V255H215ZM218 254V253H217ZM220 254V253H219ZM223 254V253H222ZM221 254V255H222ZM256 254V253H255ZM255 254L253 255V257H255ZM262 254V253H261ZM260 254V255H261ZM51 255V254H50ZM49 255V256H50ZM90 255V254H89ZM92 255V254H91ZM106 255V254H105ZM132 255V254H131ZM131 255L129 256V257H131ZM141 255V254H140ZM139 255V256H140ZM142 255H143V253H142ZM142 255H141V257H142ZM149 255V254H148ZM153 255H154V253H153ZM180 255H182V254H180ZM186 255V254H185ZM189 255H188V257H189ZM195 255V254H194ZM194 255H192L194 258H195V256ZM202 255V256H203ZM213 255V256H214ZM236 255H237V253H236ZM239 255V254H238ZM237 255V256H238ZM155 256V255H154ZM154 256H150V257H154ZM184 256V255H183ZM198 256V255H197ZM199 256H201V255H199ZM210 256V255H209ZM217 256H219V255H217ZM216 256V257H217ZM52 257V256H51ZM51 257H49V260H51ZM92 257V256H91ZM97 257V256H96ZM107 257H108V255H107ZM156 257H158V256H156ZM163 257V256H162ZM182 257V256H181ZM181 257H179V258H181ZM185 257H187V255L185 256ZM185 257L183 258H181L182 260L183 259H185ZM239 257V256H238ZM251 257V256H250ZM250 257H247V258H250ZM252 257V258H253ZM261 257V256H260ZM264 257V256H263ZM53 258V257H52ZM90 258V257H89ZM98 258V257H97ZM139 258V257H138ZM145 257H143L142 259H144ZM146 258L148 259L149 257H147V254H146ZM160 258V259H159ZM158 259V261H160L161 260V257H159ZM193 258V259H194ZM197 259H198V257H196ZM213 258V257H212ZM93 259V258H92ZM133 259V258H132ZM141 259V258H140ZM154 259V258H153ZM191 259V258H190ZM192 259V260H193ZM203 258L201 257V259L200 260H202ZM211 259V258H210ZM209 259V260H210ZM233 259H234V257H233ZM237 259V258H236ZM261 259H263V258H261ZM55 260V259H54ZM91 260V259H90ZM127 260V259H126ZM126 260H124V261H126ZM129 260V259H128ZM136 260V259H135ZM145 260V259H144ZM186 260V259H185ZM187 260H189L188 258H187ZM194 260H196V259H194ZM199 260V259H198ZM204 260V259H203ZM205 260H206V258H205ZM207 260H208V258H207ZM215 260V259H214ZM214 260L212 259V261L214 262ZM238 260V259H237ZM245 260V259H244ZM243 260V261H244ZM250 260V259H249ZM259 260V259H258ZM101 261V260H100ZM99 261V262H100ZM151 261V260H150ZM157 261V260H156ZM190 261V260H189ZM197 261V260H196ZM212 261H209V262H212ZM247 261V260H246ZM253 261V260H252ZM252 261H251V263H252ZM20 262V261H19ZM98 262V263H99ZM128 262V261H127ZM126 262V263H127ZM180 262H181V260H180ZM183 262V261H182ZM207 263H208V261H206ZM240 262H241V259H240ZM250 262V261H249ZM257 262V261H256ZM261 262H263V261H261ZM137 263H138V261H137ZM136 263V264H137ZM145 264L147 263V261H145L144 262ZM157 263H160V262H157ZM188 263H190V262H188ZM188 263H186V264H188ZM192 263H193V261H192ZM199 264V261L198 262H196V264ZM200 263H203V262H200ZM206 263V264H207ZM237 263V262H236ZM250 263V264H251ZM259 263V262H258ZM264 263V262H263ZM22 264V263H21ZM129 264V263H128ZM131 264H133V263H131ZM141 264V263H140ZM142 264H143V262H142ZM191 264V263H190ZM204 264V263H203ZM212 264V263H211ZM215 264H217V263H215ZM238 264V263H237ZM245 264V263H244ZM246 264H247V262H246ZM253 264V263H252ZM257 264V263H256ZM262 264V263H261Z\"/></svg>","mask_w":264,"mask_h":264}]
</instances>
